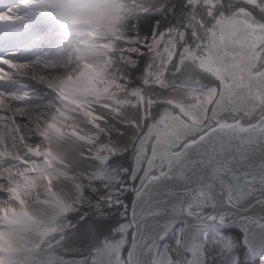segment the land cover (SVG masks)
<instances>
[{
	"label": "snow or ice",
	"instance_id": "obj_1",
	"mask_svg": "<svg viewBox=\"0 0 264 264\" xmlns=\"http://www.w3.org/2000/svg\"><path fill=\"white\" fill-rule=\"evenodd\" d=\"M19 2L38 11L0 37V264L264 261L226 235L248 222L244 188L264 191V0H128L116 35L71 60L57 3Z\"/></svg>",
	"mask_w": 264,
	"mask_h": 264
},
{
	"label": "clouds",
	"instance_id": "obj_2",
	"mask_svg": "<svg viewBox=\"0 0 264 264\" xmlns=\"http://www.w3.org/2000/svg\"><path fill=\"white\" fill-rule=\"evenodd\" d=\"M56 11L53 29L65 58L71 60L89 46L103 45L115 36L129 13V5L128 0H57ZM87 60L101 68L105 63L96 55ZM57 190L69 194L63 186L58 185ZM30 239L25 235V241Z\"/></svg>",
	"mask_w": 264,
	"mask_h": 264
},
{
	"label": "flooded vegetation",
	"instance_id": "obj_3",
	"mask_svg": "<svg viewBox=\"0 0 264 264\" xmlns=\"http://www.w3.org/2000/svg\"><path fill=\"white\" fill-rule=\"evenodd\" d=\"M254 190H257L256 195L252 191V193L250 195V199L246 203H242L241 206L246 205L251 200H253L257 197L264 196V191H261L259 188H256ZM247 192H248V189L244 188L243 194L248 196ZM236 194L240 195V189L239 188L236 189ZM131 198H132V196H131ZM232 214H234V213H232ZM237 217L238 218L247 217L248 222L244 223V222H242L241 219H237V222L235 224H232L229 226V231L226 232V234H229L232 239H234L236 241L238 240V242L240 240H244L246 243L249 244V251H251L252 247L256 246V245L264 246V242L260 241L261 231L255 227H253L254 222L258 218L264 217V214L249 213V214L238 215ZM257 251H259V247H257ZM238 254L243 255V245L239 246Z\"/></svg>",
	"mask_w": 264,
	"mask_h": 264
},
{
	"label": "rangeland",
	"instance_id": "obj_4",
	"mask_svg": "<svg viewBox=\"0 0 264 264\" xmlns=\"http://www.w3.org/2000/svg\"><path fill=\"white\" fill-rule=\"evenodd\" d=\"M3 0H0V3L2 2ZM55 3H57V0H55ZM35 22V21H34ZM34 22H32V23H28V20L26 19V18H20V19H17V20H15V21H12V22H10V23H7L6 25H3V26H1V29H0V31L1 32H6V33H8L6 36H5V38H9V37H17V36H19L20 34H22V33H25V32H27L28 31V29L31 27V25L34 23ZM7 27V28H6ZM3 28V29H2ZM32 35H33V37H36V36H38V35H40V32H39V29H36L33 33H32ZM57 46L58 47H60V45H59V42L57 41ZM41 51H47L46 49H41ZM57 55H59V56H62V53L61 52H59V51H57ZM77 58H80L79 56L77 57ZM95 70H97L96 68H93L92 66H91V64H89V71L90 72H95ZM131 191V190H130ZM256 192H257V190H253V193L256 195ZM248 193V196L247 195H244L243 194V202L242 203H246L249 199H250V195H251V193L249 194V192H247ZM253 194V195H254ZM131 196H132V192H131ZM130 205V204H129ZM227 236H229L230 237V235L229 234H226ZM231 238V237H230ZM232 239V238H231ZM231 239L229 240V244H231ZM237 242H238V240H237ZM239 243V242H238Z\"/></svg>",
	"mask_w": 264,
	"mask_h": 264
},
{
	"label": "bare ground",
	"instance_id": "obj_5",
	"mask_svg": "<svg viewBox=\"0 0 264 264\" xmlns=\"http://www.w3.org/2000/svg\"><path fill=\"white\" fill-rule=\"evenodd\" d=\"M54 2H55V0H54ZM9 9H11L12 11L9 12ZM17 11H19V15H20L21 18L22 17L26 18L28 20V23H32V22L35 21L34 18H33V12L34 11H38V9H36V8H32V9L23 8V7L20 6L19 0H3L0 3V13L10 14V15H17ZM7 23H10V22L9 21L0 22V29H1V26L6 25ZM7 34L8 33H6V32H1L0 31V37L5 38V36ZM42 52H44L45 55H47V51H42ZM57 58H62V56L57 55Z\"/></svg>",
	"mask_w": 264,
	"mask_h": 264
},
{
	"label": "water",
	"instance_id": "obj_6",
	"mask_svg": "<svg viewBox=\"0 0 264 264\" xmlns=\"http://www.w3.org/2000/svg\"><path fill=\"white\" fill-rule=\"evenodd\" d=\"M138 198V197H137ZM256 199V198H255ZM251 200L249 203L246 205L241 206L240 209L235 210L234 215L237 217L238 215L242 214H249V213H258V214H264V210H261L259 207H252L253 201ZM129 207H134V203L132 201V198L130 200V205ZM251 209V210H250ZM231 211V210H230Z\"/></svg>",
	"mask_w": 264,
	"mask_h": 264
},
{
	"label": "trees",
	"instance_id": "obj_7",
	"mask_svg": "<svg viewBox=\"0 0 264 264\" xmlns=\"http://www.w3.org/2000/svg\"><path fill=\"white\" fill-rule=\"evenodd\" d=\"M94 73H97V70H95ZM99 74V73H97ZM130 200H131V191L129 190L126 194H125V203L126 204H130ZM112 215H114L116 217V220L119 221L120 220V215L117 211L113 210ZM114 227H118V225H114ZM243 258V255L240 254ZM259 264H264V261H260Z\"/></svg>",
	"mask_w": 264,
	"mask_h": 264
}]
</instances>
